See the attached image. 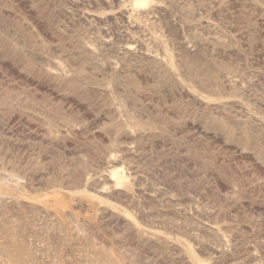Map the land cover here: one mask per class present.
<instances>
[{
  "label": "rangeland",
  "instance_id": "obj_1",
  "mask_svg": "<svg viewBox=\"0 0 264 264\" xmlns=\"http://www.w3.org/2000/svg\"><path fill=\"white\" fill-rule=\"evenodd\" d=\"M0 264H264V0H0Z\"/></svg>",
  "mask_w": 264,
  "mask_h": 264
}]
</instances>
